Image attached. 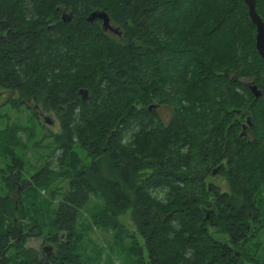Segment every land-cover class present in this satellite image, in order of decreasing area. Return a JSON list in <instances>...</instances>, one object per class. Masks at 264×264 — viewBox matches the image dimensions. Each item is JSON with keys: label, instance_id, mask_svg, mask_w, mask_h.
<instances>
[{"label": "trees", "instance_id": "trees-1", "mask_svg": "<svg viewBox=\"0 0 264 264\" xmlns=\"http://www.w3.org/2000/svg\"><path fill=\"white\" fill-rule=\"evenodd\" d=\"M96 9L120 34L88 20ZM255 10L264 21V0ZM255 33L243 0H0V95L49 147L30 174L13 151L0 165V264H85L78 225L93 201L90 228L129 237L137 264H264ZM25 130L6 125L0 145ZM127 211L136 234L118 221ZM29 224L53 252L27 245Z\"/></svg>", "mask_w": 264, "mask_h": 264}, {"label": "rangeland", "instance_id": "rangeland-1", "mask_svg": "<svg viewBox=\"0 0 264 264\" xmlns=\"http://www.w3.org/2000/svg\"><path fill=\"white\" fill-rule=\"evenodd\" d=\"M16 97L17 95L15 94L11 96V98ZM9 98L10 94L0 95V129L5 128L6 125L17 122L20 126L25 127L26 130L12 133V136L9 134L8 144H6V146L0 145V165L4 162H10V155L15 152L25 163L26 173L30 174L34 172L36 168L44 165L45 155L49 152L46 139L39 141L45 130L30 120V114L27 110L13 108L8 103ZM38 112L40 119L47 115L46 112ZM161 113H165V111L161 109ZM49 117L54 122L53 124H49L45 121L44 123L42 122L45 129L58 132L59 125L55 114L51 112ZM208 179L213 181L220 190H225V179L222 175H210ZM55 184H57V182H55ZM19 191H22V188H20ZM10 194L13 196L14 200L19 198V193L15 190L10 191ZM39 196L44 200V202L40 201L39 203H43L42 205H44L45 200L48 199L47 190L41 189ZM53 204L54 202L52 201V205ZM99 205L100 203L98 201L91 202L89 207L84 210L79 220L78 227L82 236L79 240V246L81 248L80 252L85 259V264H137L135 256L129 251L131 243L129 237H126L124 234H119L113 229L98 228L95 226H91L90 228L88 225L89 221L92 220L90 214L94 212ZM118 221L128 232L135 233L130 211L121 214L118 217ZM28 230L31 234H34V236L28 238L27 245L33 247L38 252L44 253V247L51 248L49 253L54 251V246L51 242L44 241L43 236L35 235L36 229L33 225L29 224ZM215 237L221 240L225 238V236L219 233H216ZM258 238L261 241V250H263L262 256L264 258V228L260 232Z\"/></svg>", "mask_w": 264, "mask_h": 264}, {"label": "water", "instance_id": "water-1", "mask_svg": "<svg viewBox=\"0 0 264 264\" xmlns=\"http://www.w3.org/2000/svg\"><path fill=\"white\" fill-rule=\"evenodd\" d=\"M248 8V14L251 19V22L254 24L256 33H255V48L258 52V54L264 59V21L261 19V17L257 14L255 10V0H243ZM65 19V15H64ZM93 19H99L102 22V27L104 30H109L113 33L120 34V32L117 30L116 27L111 25L110 18L107 12L104 10H93L90 12L88 16V20ZM249 88L254 95L255 98H257L261 92L257 88L255 84H250ZM79 94L81 95V98L84 100L88 96V91L86 89H79ZM153 105V104H152ZM43 121L53 124V120L49 117V114L45 115L43 117ZM249 121V119H247ZM215 173V172H213ZM51 248L44 247L43 250L46 252V254H49V250Z\"/></svg>", "mask_w": 264, "mask_h": 264}]
</instances>
